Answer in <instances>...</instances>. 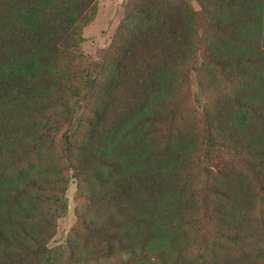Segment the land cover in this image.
Instances as JSON below:
<instances>
[{
    "label": "trees",
    "instance_id": "obj_1",
    "mask_svg": "<svg viewBox=\"0 0 264 264\" xmlns=\"http://www.w3.org/2000/svg\"><path fill=\"white\" fill-rule=\"evenodd\" d=\"M97 1L0 0V264H264V0H127L79 79ZM209 69L227 91L189 119ZM70 179L82 232L58 252Z\"/></svg>",
    "mask_w": 264,
    "mask_h": 264
},
{
    "label": "rangeland",
    "instance_id": "obj_2",
    "mask_svg": "<svg viewBox=\"0 0 264 264\" xmlns=\"http://www.w3.org/2000/svg\"><path fill=\"white\" fill-rule=\"evenodd\" d=\"M126 2L127 0H98L95 7L87 13L84 21L80 24L79 30L74 36L78 42L75 65L76 71L79 73V79L95 78L102 73L106 54L116 37L120 23L124 19ZM189 2L196 10L200 9L196 0H189ZM200 65L201 63L197 64V66ZM203 73L195 72L193 74L189 86L181 97L182 108L189 119H199L203 106L209 105L210 100L211 102L213 100L212 97H217L221 92L227 91L228 88L226 86L219 89L214 84V81L217 80V73L214 69H209ZM77 87L80 93L83 94V86L78 83ZM204 87H206V92ZM76 102L75 97H70V107L75 106ZM80 113L73 119L72 130L75 133L82 132L84 127ZM56 149H58V145ZM65 199L68 205L67 212L61 218H58L57 235L50 243V248L58 252L65 248L69 242L68 240L73 236L74 240L77 239L76 235L79 236L75 233L77 229L82 232L77 225L79 221L78 213L81 209L83 211V208H79L83 200L80 197L75 179L69 180V184L66 186ZM78 240L81 241V237H78ZM101 264H118V262L115 258H111L107 263Z\"/></svg>",
    "mask_w": 264,
    "mask_h": 264
}]
</instances>
